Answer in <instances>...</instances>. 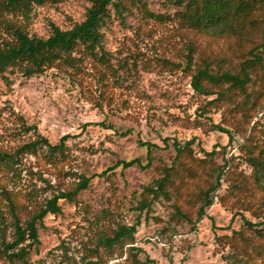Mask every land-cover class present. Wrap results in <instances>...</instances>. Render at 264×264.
<instances>
[{
    "label": "rangeland",
    "instance_id": "374dc122",
    "mask_svg": "<svg viewBox=\"0 0 264 264\" xmlns=\"http://www.w3.org/2000/svg\"><path fill=\"white\" fill-rule=\"evenodd\" d=\"M122 2V16L111 7L101 29L107 64L77 52L79 69L55 67L31 78L18 70L0 72L1 151L13 153L36 138L22 130V120L51 144L67 137L63 161L51 164L41 152L25 155L16 166L17 176L0 164V211L10 216V197L25 221L82 177L91 181L76 202L61 201V214L44 219L40 244L31 248L29 262L15 264H152L147 258L154 264H264V246L262 257L254 252L250 259L238 237L230 239L244 228L243 216L252 221L264 217V194L250 195L254 171L247 153L250 147L253 155L264 157V91L255 106L232 111V106L210 104L216 95H201L192 87V76L204 60L213 71L235 69L261 38L251 32L217 35L188 28L178 20L181 7L175 0ZM90 7L88 0L35 6L27 20L2 13L0 45L12 39L6 21L46 39L52 24L70 30L86 19ZM258 90L249 88L253 94ZM215 125L229 130L232 139L214 130ZM174 140H193V152L201 159L202 149H216L215 164L230 165L216 204L194 224L173 219L179 205L195 221L196 210L184 200L161 198L149 209L141 206L142 200H151L144 189L159 179L158 168L172 164ZM145 142L157 146L149 155ZM134 159L151 164L123 168L124 161ZM138 220L135 250L108 251L100 245L102 236ZM8 227L5 236L11 241ZM0 264H9L1 252Z\"/></svg>",
    "mask_w": 264,
    "mask_h": 264
},
{
    "label": "trees",
    "instance_id": "16d2710c",
    "mask_svg": "<svg viewBox=\"0 0 264 264\" xmlns=\"http://www.w3.org/2000/svg\"><path fill=\"white\" fill-rule=\"evenodd\" d=\"M65 1L67 0H0V14L19 15L27 20L35 6L59 4ZM88 1L91 7L82 23L76 24L70 30H61L52 24V33L46 39L31 37L21 25L6 21L5 26L12 39L6 41L3 46L0 45V72L18 70L23 77L31 78L55 67L79 69L75 57L77 52L87 53L107 64V54L102 48L101 29L110 17L111 7L122 16L121 10L125 5L122 0ZM175 1L181 7L177 13L178 20L188 28L217 35L251 32L261 38V42L249 51L250 57L239 63L235 69L213 71L211 63L204 60L192 76V87L196 93L217 96L210 101L212 105L232 106V111L238 107L246 111L251 106H255L262 98L264 91V0ZM99 52L100 56H98ZM258 86L259 90L255 94L249 92L250 87ZM239 98L241 101L238 102ZM21 128L25 132L32 131L36 138L20 146L13 153L0 150V164L6 171L13 172L14 176H17L16 166L20 163V158L25 155H38L40 152L51 164L65 160L67 137H63L58 144H51L47 138L38 133L36 126H28L22 120ZM214 130L232 137L230 131L220 125H215ZM193 145V140H174L176 156L171 165H162L158 168L159 179L144 189V194L151 196V200H142V209H149L153 201L161 198L168 201L175 198L184 200L196 210L194 221L189 212L175 205L173 219L177 222L186 221L194 224L207 216L208 209L216 204V193L221 188L230 165L227 161L223 165L215 164L216 149L211 152L202 149L204 158H198L193 152ZM142 147L146 148L148 155L157 148L149 142L142 143ZM247 153L250 154L248 162L254 171L250 195L256 197L257 194H264V157L253 155L250 147L247 148ZM150 164H143L140 159H134L124 161L123 168L139 166L146 169ZM90 182V178L82 177L73 189L54 195L25 221L19 217L15 202L7 197L10 216L7 217L0 211V244L2 246L0 252L7 258L9 264L29 262L31 248H37L40 244L39 225H43L47 216L61 214V201L76 202L79 193L87 190ZM262 202L264 204V200ZM243 220V229L248 235H245L242 229L235 231L230 239L238 237L241 244L239 248L250 259L254 258L252 255L254 252L261 256L264 246V217L258 216L255 221H252L243 216ZM139 224L138 220L130 226L119 225L111 235H104L99 239L100 245L108 251L118 247L124 248V246H129L131 251L135 250ZM9 225L12 227L11 241H7L5 236ZM223 239L227 240L228 237L219 238L218 241L222 242ZM255 240H259L260 243H256ZM146 262L155 263L149 258Z\"/></svg>",
    "mask_w": 264,
    "mask_h": 264
}]
</instances>
